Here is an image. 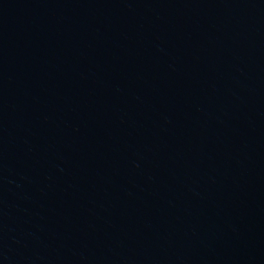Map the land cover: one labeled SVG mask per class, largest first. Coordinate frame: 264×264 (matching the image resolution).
Listing matches in <instances>:
<instances>
[{"label":"water","instance_id":"obj_1","mask_svg":"<svg viewBox=\"0 0 264 264\" xmlns=\"http://www.w3.org/2000/svg\"><path fill=\"white\" fill-rule=\"evenodd\" d=\"M0 264H264V0H0Z\"/></svg>","mask_w":264,"mask_h":264}]
</instances>
